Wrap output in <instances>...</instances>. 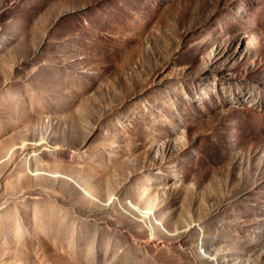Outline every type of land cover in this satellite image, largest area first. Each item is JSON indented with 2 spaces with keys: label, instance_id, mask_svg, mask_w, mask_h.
<instances>
[{
  "label": "rangeland",
  "instance_id": "1",
  "mask_svg": "<svg viewBox=\"0 0 264 264\" xmlns=\"http://www.w3.org/2000/svg\"><path fill=\"white\" fill-rule=\"evenodd\" d=\"M0 264H264V0H0Z\"/></svg>",
  "mask_w": 264,
  "mask_h": 264
}]
</instances>
